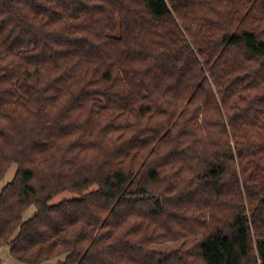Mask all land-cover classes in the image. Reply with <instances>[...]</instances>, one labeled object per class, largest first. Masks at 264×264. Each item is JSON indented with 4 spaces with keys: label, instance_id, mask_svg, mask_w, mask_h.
Returning a JSON list of instances; mask_svg holds the SVG:
<instances>
[{
    "label": "trees",
    "instance_id": "obj_1",
    "mask_svg": "<svg viewBox=\"0 0 264 264\" xmlns=\"http://www.w3.org/2000/svg\"><path fill=\"white\" fill-rule=\"evenodd\" d=\"M13 166L21 262L264 264V0H0Z\"/></svg>",
    "mask_w": 264,
    "mask_h": 264
},
{
    "label": "rangeland",
    "instance_id": "obj_2",
    "mask_svg": "<svg viewBox=\"0 0 264 264\" xmlns=\"http://www.w3.org/2000/svg\"><path fill=\"white\" fill-rule=\"evenodd\" d=\"M15 173V166H13L11 168V170L9 171V174L7 176V178L5 180H3V183L0 185V191L1 189L4 187V185L12 179V177L14 176ZM33 212V207H31L25 214V216H29L30 214H32ZM0 256L2 257L3 261L5 264H28V263H24L21 262L19 260H17L16 258H14L11 254L10 251V247L8 246H4L0 249Z\"/></svg>",
    "mask_w": 264,
    "mask_h": 264
}]
</instances>
